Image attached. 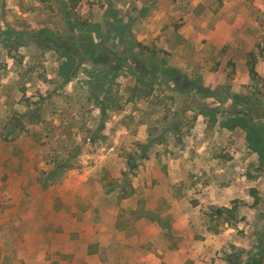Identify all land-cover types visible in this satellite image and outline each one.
I'll return each mask as SVG.
<instances>
[{
  "label": "rangeland",
  "instance_id": "rangeland-1",
  "mask_svg": "<svg viewBox=\"0 0 264 264\" xmlns=\"http://www.w3.org/2000/svg\"><path fill=\"white\" fill-rule=\"evenodd\" d=\"M257 247L264 0H0V264Z\"/></svg>",
  "mask_w": 264,
  "mask_h": 264
},
{
  "label": "trees",
  "instance_id": "trees-1",
  "mask_svg": "<svg viewBox=\"0 0 264 264\" xmlns=\"http://www.w3.org/2000/svg\"><path fill=\"white\" fill-rule=\"evenodd\" d=\"M250 70L252 71V68H250ZM243 126V128L245 129V130H247V132H248V139H250V141H252V142H254V143H256V142H260L259 141V135H257L256 133H255V128H253L252 126H250V125H247V123H246V125H242ZM255 148H257V147H255ZM231 209H229V208H226V207H222V208H218V209H216L215 210V213H216V215L218 216V217H221V216H225V215H228V216H230V217H233V213L230 211ZM256 251L257 252H263V255H264V251H262V249H260V247H257V249H256ZM255 259H253L252 261H254ZM260 260V259H259ZM258 260V261H259ZM258 261H254V262H258Z\"/></svg>",
  "mask_w": 264,
  "mask_h": 264
}]
</instances>
